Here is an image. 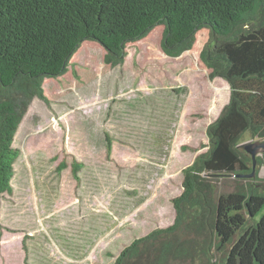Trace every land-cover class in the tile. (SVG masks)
Here are the masks:
<instances>
[{
	"label": "rangeland",
	"instance_id": "obj_1",
	"mask_svg": "<svg viewBox=\"0 0 264 264\" xmlns=\"http://www.w3.org/2000/svg\"><path fill=\"white\" fill-rule=\"evenodd\" d=\"M160 37L157 28L130 45L116 67L105 64L104 48L85 41L65 74L44 80L48 104L31 101L12 144L19 156L11 192L1 199L0 264H113L134 240L173 223L182 170L208 151V127L230 87L200 62L206 34L175 59L162 53ZM252 143L264 136L245 132L237 147ZM245 155L251 178L205 175L217 193L252 188L264 195V153L254 171ZM73 161L83 164L78 181ZM227 251L213 261L221 264Z\"/></svg>",
	"mask_w": 264,
	"mask_h": 264
},
{
	"label": "trees",
	"instance_id": "obj_2",
	"mask_svg": "<svg viewBox=\"0 0 264 264\" xmlns=\"http://www.w3.org/2000/svg\"><path fill=\"white\" fill-rule=\"evenodd\" d=\"M157 28L160 49L172 59L206 34L200 62L210 78L228 83L230 99L208 127V151L182 170L173 223L134 240L113 264L149 254V264L196 254L198 264H217L215 252L226 249L221 264H264V195L252 188L217 193L205 178L249 173L237 143L245 132L264 136V0H0V205L11 192L18 126L34 98L48 104L44 80L65 74L85 41L104 48L105 64L120 66L127 48ZM106 143L109 156L108 137ZM82 165L71 163L76 181Z\"/></svg>",
	"mask_w": 264,
	"mask_h": 264
},
{
	"label": "water",
	"instance_id": "obj_3",
	"mask_svg": "<svg viewBox=\"0 0 264 264\" xmlns=\"http://www.w3.org/2000/svg\"><path fill=\"white\" fill-rule=\"evenodd\" d=\"M239 149H242L248 156H250L252 161V169L254 171V166L256 163L257 155L262 152L264 153V143H252V144H243L239 146ZM253 176V172L251 174H241L238 177L242 178H251Z\"/></svg>",
	"mask_w": 264,
	"mask_h": 264
}]
</instances>
